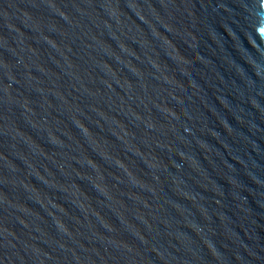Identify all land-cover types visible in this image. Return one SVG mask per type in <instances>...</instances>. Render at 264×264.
<instances>
[{
  "label": "water",
  "instance_id": "95a60500",
  "mask_svg": "<svg viewBox=\"0 0 264 264\" xmlns=\"http://www.w3.org/2000/svg\"><path fill=\"white\" fill-rule=\"evenodd\" d=\"M0 264H264V0H0Z\"/></svg>",
  "mask_w": 264,
  "mask_h": 264
}]
</instances>
